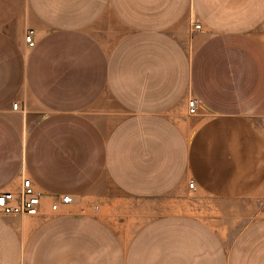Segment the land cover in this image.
I'll return each instance as SVG.
<instances>
[{"label":"crops","instance_id":"obj_1","mask_svg":"<svg viewBox=\"0 0 264 264\" xmlns=\"http://www.w3.org/2000/svg\"><path fill=\"white\" fill-rule=\"evenodd\" d=\"M24 178L0 264H264V0H0V191Z\"/></svg>","mask_w":264,"mask_h":264},{"label":"built area","instance_id":"obj_2","mask_svg":"<svg viewBox=\"0 0 264 264\" xmlns=\"http://www.w3.org/2000/svg\"><path fill=\"white\" fill-rule=\"evenodd\" d=\"M202 27L199 23H193V31H201ZM26 43L29 47H34L35 32L29 31L26 35ZM18 103L13 105V109L17 110ZM189 113L195 115L198 108V100L192 98L188 103ZM190 189H194L195 183L191 182ZM43 193L40 192L35 183L30 178H24L18 191H0V216H37L40 213L43 205ZM74 203V197L72 195H58L56 201L51 204V210L58 212L60 206L65 207Z\"/></svg>","mask_w":264,"mask_h":264},{"label":"rangeland","instance_id":"obj_3","mask_svg":"<svg viewBox=\"0 0 264 264\" xmlns=\"http://www.w3.org/2000/svg\"><path fill=\"white\" fill-rule=\"evenodd\" d=\"M213 225H215V229L217 230V231H225V233H226V231L228 230V228H226V226H224L222 223H212ZM241 223H238V224H236L234 227H232V228H229V230L232 232V231H234V232H236V231H238L240 228H239V225H240Z\"/></svg>","mask_w":264,"mask_h":264}]
</instances>
